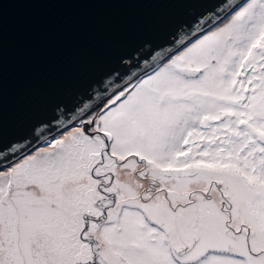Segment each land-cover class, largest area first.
Here are the masks:
<instances>
[{"label": "snow or ice", "instance_id": "6c2138e0", "mask_svg": "<svg viewBox=\"0 0 264 264\" xmlns=\"http://www.w3.org/2000/svg\"><path fill=\"white\" fill-rule=\"evenodd\" d=\"M13 2L172 10L0 120V264H264V0Z\"/></svg>", "mask_w": 264, "mask_h": 264}, {"label": "water", "instance_id": "95a60500", "mask_svg": "<svg viewBox=\"0 0 264 264\" xmlns=\"http://www.w3.org/2000/svg\"><path fill=\"white\" fill-rule=\"evenodd\" d=\"M171 6L9 3L0 26V120L11 138L27 115L149 33Z\"/></svg>", "mask_w": 264, "mask_h": 264}]
</instances>
